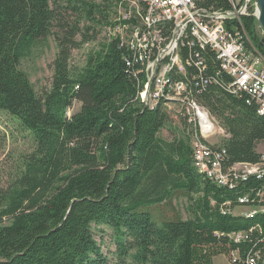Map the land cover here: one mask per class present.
Masks as SVG:
<instances>
[{"label": "trees", "instance_id": "obj_1", "mask_svg": "<svg viewBox=\"0 0 264 264\" xmlns=\"http://www.w3.org/2000/svg\"><path fill=\"white\" fill-rule=\"evenodd\" d=\"M130 1L143 10L140 0H0V110L34 141L0 191V264H213L234 250L240 259L259 251L264 261V200L256 196L263 180L250 176L229 190L202 177L193 166V125L185 115L186 137L160 138L168 109L139 101L143 75L125 65L113 38L69 69L71 50L95 30L86 23L101 14L108 27L105 10ZM200 5L219 9L227 0ZM243 25L255 33L253 16H244ZM50 33L58 46L51 88L38 96L20 61ZM225 82L218 77L194 95L228 135L220 143L227 165L260 162L264 115ZM73 101L80 109L67 115ZM243 194L263 207L250 219L226 212ZM181 197L187 218L173 204ZM99 226L110 230L113 250L96 239ZM239 230L251 231L232 241L228 234Z\"/></svg>", "mask_w": 264, "mask_h": 264}, {"label": "built area", "instance_id": "obj_2", "mask_svg": "<svg viewBox=\"0 0 264 264\" xmlns=\"http://www.w3.org/2000/svg\"><path fill=\"white\" fill-rule=\"evenodd\" d=\"M140 1L143 10L130 1L106 29L107 37L123 50L125 65L143 75L139 101L151 109L159 102L167 109L170 104L178 105V112L193 125L192 162L197 172L229 190L254 176L263 180L256 196L264 200V153L257 163L227 165L220 143L228 135L194 95L224 77L228 92L246 94V102H255L257 113L264 115V61L252 50L243 25L244 16L257 15L254 0H227V6L219 9L201 6V0ZM249 4L254 5L255 15L248 10ZM237 202L226 212L250 219L263 210L249 204V194L237 196ZM242 207L243 211H235ZM249 232L233 231L228 237L240 242ZM230 261L264 264L259 251L240 259L234 250Z\"/></svg>", "mask_w": 264, "mask_h": 264}, {"label": "rangeland", "instance_id": "obj_3", "mask_svg": "<svg viewBox=\"0 0 264 264\" xmlns=\"http://www.w3.org/2000/svg\"><path fill=\"white\" fill-rule=\"evenodd\" d=\"M91 2L92 0H86ZM96 2L98 0H95ZM124 6H114L110 10H105L108 14L106 21H113L119 11L124 10ZM249 11H253L255 15V7L249 4ZM255 19V33L248 34L249 43L254 52L260 54L264 61V32L258 25ZM104 18L101 14L97 15V20L93 23H86L94 28L93 31H88V36L91 38L88 41L80 42L77 48L71 50L69 58V69L74 71L85 62V58L90 50L99 48L100 43L109 40L104 24ZM80 41V36H77ZM58 51L57 42L53 34H48L45 38L37 39L30 47L28 53L21 59L20 68L27 73L30 82L38 96H42L45 92L50 90L53 67L52 62ZM80 103L73 101L71 106L65 112L67 115L79 111ZM179 106L170 104L168 106L169 120L165 127L159 132L160 138L164 140H172L173 138H184L191 127L185 124L184 114L178 112ZM34 148V141L32 134L22 128L18 120L4 110H0V191L5 190L17 175L21 167V161L25 155L30 153ZM258 150L264 153V144L258 146ZM185 198H177L173 201L176 208L179 210L182 218H187L188 215L185 210ZM244 208H236V212L243 211ZM104 229V231H99ZM96 239L103 244V250H113L111 241V232L107 228L99 226L95 232ZM213 264H232L230 259L224 254L217 255L213 258Z\"/></svg>", "mask_w": 264, "mask_h": 264}, {"label": "water", "instance_id": "obj_4", "mask_svg": "<svg viewBox=\"0 0 264 264\" xmlns=\"http://www.w3.org/2000/svg\"><path fill=\"white\" fill-rule=\"evenodd\" d=\"M257 10V23L264 32V0H254Z\"/></svg>", "mask_w": 264, "mask_h": 264}, {"label": "crops", "instance_id": "obj_5", "mask_svg": "<svg viewBox=\"0 0 264 264\" xmlns=\"http://www.w3.org/2000/svg\"><path fill=\"white\" fill-rule=\"evenodd\" d=\"M259 146V145H258Z\"/></svg>", "mask_w": 264, "mask_h": 264}]
</instances>
